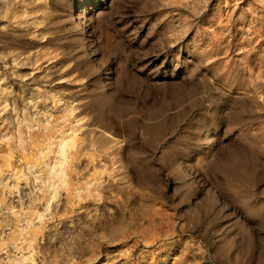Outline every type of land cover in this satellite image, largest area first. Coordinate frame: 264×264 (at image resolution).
Listing matches in <instances>:
<instances>
[{
    "label": "rangeland",
    "instance_id": "374dc122",
    "mask_svg": "<svg viewBox=\"0 0 264 264\" xmlns=\"http://www.w3.org/2000/svg\"><path fill=\"white\" fill-rule=\"evenodd\" d=\"M0 264H264V0H0Z\"/></svg>",
    "mask_w": 264,
    "mask_h": 264
}]
</instances>
